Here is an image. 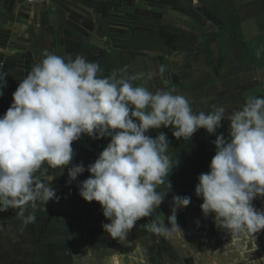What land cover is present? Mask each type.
<instances>
[{
    "label": "crops",
    "instance_id": "crops-1",
    "mask_svg": "<svg viewBox=\"0 0 264 264\" xmlns=\"http://www.w3.org/2000/svg\"><path fill=\"white\" fill-rule=\"evenodd\" d=\"M232 15L238 16V26L211 37ZM206 36L208 43L200 46ZM45 50L98 62L101 77L121 69L126 71H118V78L139 74L134 85L164 77V90L185 95L194 113H208L216 105L227 116L242 109L246 98L264 97V0H0V72L8 75L0 116ZM222 124L217 135L227 138V119ZM173 130H159L170 142L172 189L166 178L157 188L170 191L164 203L138 221L126 239L112 240L103 230L110 221L99 203L79 195L77 185L89 177L87 170L70 184L68 169L62 174L48 168L45 176L55 179L58 201L46 208L37 202L23 216L19 209L0 213V264H153V247L160 250L163 264H264V231L256 238L231 236L201 211L195 187L200 174L209 171L216 137L201 129L192 139L177 140ZM148 135L155 138L158 131ZM109 142L83 136L73 144V164L87 169ZM175 195L191 198L190 206L176 213L182 231L174 229L165 238L141 226L168 224ZM253 207L264 211V198L257 197ZM29 215L35 220L25 223Z\"/></svg>",
    "mask_w": 264,
    "mask_h": 264
},
{
    "label": "clouds",
    "instance_id": "clouds-1",
    "mask_svg": "<svg viewBox=\"0 0 264 264\" xmlns=\"http://www.w3.org/2000/svg\"><path fill=\"white\" fill-rule=\"evenodd\" d=\"M43 60L19 82L13 103L0 116V213L37 202L46 206L57 200L46 177L48 168L68 169V182H76L86 170L89 177L78 183L79 195L88 203H99L102 225L112 240L126 239L137 222L160 208L172 189L167 154L170 142L162 128L187 140L201 129L215 136L209 171L201 173L195 194L202 199L201 211L213 216L216 225L231 236L264 231V211L253 201L264 198V97H249L242 109L226 116L224 107L194 113L187 97L175 89L150 91L132 81L140 75H98V62L84 56L75 59L45 50ZM7 73L0 72V96L7 87ZM228 121V137L217 135ZM150 130L158 131L153 138ZM109 138L95 162L85 169L73 164V144L83 136ZM170 191H158L165 183ZM50 180L46 183L45 180ZM172 215L165 222L141 226L170 237L177 226L176 213L191 204L188 196H173ZM35 220L29 215L25 223ZM170 225V227H169ZM174 225V227H173ZM181 230V229H180ZM182 231V230H181Z\"/></svg>",
    "mask_w": 264,
    "mask_h": 264
},
{
    "label": "trees",
    "instance_id": "trees-1",
    "mask_svg": "<svg viewBox=\"0 0 264 264\" xmlns=\"http://www.w3.org/2000/svg\"><path fill=\"white\" fill-rule=\"evenodd\" d=\"M238 16L237 15H232L229 20L227 21V26L224 29H216L215 31H213V33L211 34V37L215 38L216 36H218L219 34H222L226 31H230L234 28H236L238 26ZM209 41L208 38H201L199 40L200 42V46H204L205 44H207ZM212 219L213 216H210ZM183 227H184V231H185V235H187V230H186V225L183 223ZM154 249V250H153ZM152 251L150 252V256H151V260L153 264H163V259L161 257V252L160 250H158L157 247H153Z\"/></svg>",
    "mask_w": 264,
    "mask_h": 264
},
{
    "label": "rangeland",
    "instance_id": "rangeland-1",
    "mask_svg": "<svg viewBox=\"0 0 264 264\" xmlns=\"http://www.w3.org/2000/svg\"><path fill=\"white\" fill-rule=\"evenodd\" d=\"M205 38H207V36ZM171 68H172V66L168 67L167 70H170ZM168 73L171 75V72H168ZM169 81L171 82V78L169 79ZM162 82L164 84L161 86ZM162 82L159 79L158 80H154L153 82L141 81V85H143L144 87L148 88L150 91L155 89V88H156L155 90H159V89H164V87H165L164 77H163V81Z\"/></svg>",
    "mask_w": 264,
    "mask_h": 264
},
{
    "label": "flooded vegetation",
    "instance_id": "flooded-vegetation-1",
    "mask_svg": "<svg viewBox=\"0 0 264 264\" xmlns=\"http://www.w3.org/2000/svg\"><path fill=\"white\" fill-rule=\"evenodd\" d=\"M186 225V224H185Z\"/></svg>",
    "mask_w": 264,
    "mask_h": 264
}]
</instances>
